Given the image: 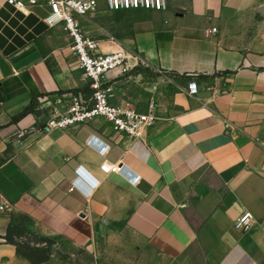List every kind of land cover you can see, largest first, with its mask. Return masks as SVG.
Instances as JSON below:
<instances>
[{
  "label": "crops",
  "instance_id": "obj_1",
  "mask_svg": "<svg viewBox=\"0 0 264 264\" xmlns=\"http://www.w3.org/2000/svg\"><path fill=\"white\" fill-rule=\"evenodd\" d=\"M23 1L0 0V263L16 256L4 236L21 215L95 255L126 248L133 264H264V0H166L161 11L97 0L81 18L98 52L134 65L106 74L112 102L155 104L141 139L98 118L41 129L70 92L90 89L69 35L44 20L47 0ZM141 70L152 82L130 83ZM105 161L124 174L102 172Z\"/></svg>",
  "mask_w": 264,
  "mask_h": 264
},
{
  "label": "built area",
  "instance_id": "obj_2",
  "mask_svg": "<svg viewBox=\"0 0 264 264\" xmlns=\"http://www.w3.org/2000/svg\"><path fill=\"white\" fill-rule=\"evenodd\" d=\"M7 2L16 8L25 6L23 0H7ZM29 2L33 4L35 0H29ZM47 4L49 12L44 20L50 27L60 25L69 35L71 48L82 78L87 81L90 93L86 95L81 90L70 92L68 101L62 109L53 108L47 113L44 122L40 125L41 129H67L98 118L107 122L114 131L123 133L128 138L141 139L145 130L157 120L155 104L151 101L146 111H139L128 105L112 102L113 87L106 79V74L117 69L123 74L134 65L130 63L128 55L122 50L109 53L98 52L96 40L83 30L81 18L96 9L97 0H47ZM106 5L110 11L134 9L161 11L167 7L166 0H106ZM131 56L137 58L136 55ZM187 93L190 95L198 93L196 80L191 79L187 82ZM33 128L20 131L17 137H23ZM100 169L105 174L110 172L124 174L125 171L121 164L106 161ZM77 171L87 178L81 168ZM138 178L137 176L132 181L135 183ZM87 179L92 187L97 185L94 179ZM5 208L4 204L0 205V210ZM252 219L251 212L243 211L237 218L235 227L244 231L250 226Z\"/></svg>",
  "mask_w": 264,
  "mask_h": 264
},
{
  "label": "rangeland",
  "instance_id": "obj_3",
  "mask_svg": "<svg viewBox=\"0 0 264 264\" xmlns=\"http://www.w3.org/2000/svg\"><path fill=\"white\" fill-rule=\"evenodd\" d=\"M141 71L144 73L143 77H136L132 73L130 83L140 85L145 81L152 82L149 71ZM11 220L15 230L9 238L15 247L16 256L0 264H133V256H123L122 250L126 248L112 250L103 256L95 255L85 249L72 247L57 238L41 234L21 215H13ZM125 259L129 261L126 262Z\"/></svg>",
  "mask_w": 264,
  "mask_h": 264
},
{
  "label": "trees",
  "instance_id": "obj_4",
  "mask_svg": "<svg viewBox=\"0 0 264 264\" xmlns=\"http://www.w3.org/2000/svg\"><path fill=\"white\" fill-rule=\"evenodd\" d=\"M13 216V215H12ZM11 216V217H12ZM11 217H10V222H9V224H8V226H7V229H6V233H5V236H4V238H5V240H6V242H8V243H11L12 244V242H11V239L9 238V236H10V234H13V232H14V226H13V223H12V220H11ZM26 220H28L29 222H30V220L28 219V218H26L25 216H23Z\"/></svg>",
  "mask_w": 264,
  "mask_h": 264
}]
</instances>
